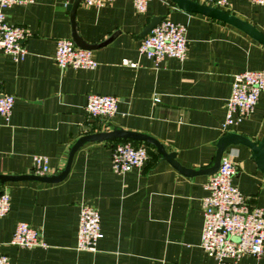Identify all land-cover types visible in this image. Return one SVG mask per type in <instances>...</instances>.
Instances as JSON below:
<instances>
[{"label": "crops", "instance_id": "crops-1", "mask_svg": "<svg viewBox=\"0 0 264 264\" xmlns=\"http://www.w3.org/2000/svg\"><path fill=\"white\" fill-rule=\"evenodd\" d=\"M71 0H33L5 10L6 21L24 27L23 61L0 53V87L14 97L9 120L0 118V175L31 174L35 156L47 158L49 175L64 170L71 147L85 134L122 129L147 135L191 171L210 168L223 134L225 104L233 76L264 70V45L226 23L179 9L169 0H150L144 14L132 0H113L100 9L80 3L70 19ZM194 1V0H192ZM226 9L264 34V5L227 0ZM153 17L185 26L184 61L165 58L158 66L140 56L145 26ZM162 19V20H163ZM79 38L91 50L95 69L61 70L54 61L56 41ZM127 60L135 66H126ZM118 98L108 119L87 115L88 95ZM264 132V93L253 114L230 127L257 142ZM119 141L88 142L73 156L67 177L55 184L37 181L0 183L10 199L0 218V255L11 264H264L246 255L221 263L200 247L201 200L209 175L185 176L142 142L147 161L125 175L111 165ZM236 165L234 187L248 203L264 209V173L245 145L227 147ZM222 155V156H223ZM81 205L100 215L95 252L76 250ZM18 223L39 231L45 248L10 244Z\"/></svg>", "mask_w": 264, "mask_h": 264}, {"label": "built area", "instance_id": "built-area-1", "mask_svg": "<svg viewBox=\"0 0 264 264\" xmlns=\"http://www.w3.org/2000/svg\"><path fill=\"white\" fill-rule=\"evenodd\" d=\"M33 0H0V53L9 55L14 61H23L27 55L24 42L29 38L22 26L6 21L5 10L13 5H25ZM113 0H81L86 7L102 8ZM217 9H226L227 0H194ZM253 6H263L264 0H248ZM150 0H132L138 14H144ZM186 28L169 19L161 20L140 43V56L151 59L156 66L165 58L184 61L187 56ZM54 61L61 69H95L98 63L91 50L78 48L70 39L56 41ZM126 66L134 63L124 60ZM264 93V70L244 71L233 76L231 92L225 104V118L220 131L228 133L230 127L248 119L254 112L259 96ZM14 97L3 92L0 87V118L9 120ZM118 98L90 94L85 111L94 119L108 120L117 111ZM145 146H135L130 141H119L113 145L111 165L117 175H125L141 168L147 161ZM48 160L42 156L32 159L31 174L49 175ZM236 165L228 157L222 156L217 172L209 177L205 185L207 195L201 200L203 227L200 247L205 254L218 262L239 261L246 255L261 257L264 252V209L254 207L242 196L232 180ZM10 209L7 193L0 194V218ZM100 215L90 206L81 205L78 215L77 245L79 252H95L100 237ZM10 244L24 249L45 248L39 231L26 223H18ZM0 264H11L8 257L0 255Z\"/></svg>", "mask_w": 264, "mask_h": 264}, {"label": "water", "instance_id": "water-1", "mask_svg": "<svg viewBox=\"0 0 264 264\" xmlns=\"http://www.w3.org/2000/svg\"><path fill=\"white\" fill-rule=\"evenodd\" d=\"M174 3L179 9L195 13L199 15H203L205 17L215 19L217 21L226 23L230 26H233L243 33L247 34L249 37L254 39L255 41L264 45V34L259 32L253 26L248 24L247 22L230 15L229 13L217 9L214 7L205 6L202 4H198L192 0H169ZM81 3V0H71L67 6V10L70 13V19L74 22V14ZM163 19V17H153L151 21L145 26L140 37L143 39L149 32ZM73 23V30H72V41L74 42L75 46L78 48L86 49V50H94L98 47H101L107 44L112 37L107 39L106 41L98 44V45H89L84 43L76 32V27ZM89 134H85L80 137L75 144L71 147L68 155L67 164L63 171L58 174L50 175V176H35L33 174L28 175H0V183L6 182H22V181H37L46 184H55L63 181L70 170L71 163L73 160V156L75 153L86 143L88 142H104V141H131V142H142L146 145H152L156 148L159 155L165 159L172 167L178 170L182 175L185 176H195V175H213L217 172L220 164L221 157L227 147L231 145L242 144L247 146L253 153V157L259 167V169L264 173V132L261 139L257 142H253L250 139L241 136L235 133H226L221 137L217 145V151L213 160V164L210 168L202 169L199 171H191L185 169L184 167L180 166L174 160V155L172 153H167L164 146L159 143L157 140L143 134L124 131L122 129H113L111 131H100V132H92V129H86ZM3 193V190H0V194Z\"/></svg>", "mask_w": 264, "mask_h": 264}, {"label": "trees", "instance_id": "trees-1", "mask_svg": "<svg viewBox=\"0 0 264 264\" xmlns=\"http://www.w3.org/2000/svg\"><path fill=\"white\" fill-rule=\"evenodd\" d=\"M131 142V141H130ZM131 143H135V142H131Z\"/></svg>", "mask_w": 264, "mask_h": 264}]
</instances>
